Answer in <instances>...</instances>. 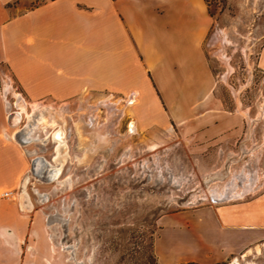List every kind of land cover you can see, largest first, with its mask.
<instances>
[{
    "label": "crops",
    "instance_id": "0c3cea01",
    "mask_svg": "<svg viewBox=\"0 0 264 264\" xmlns=\"http://www.w3.org/2000/svg\"><path fill=\"white\" fill-rule=\"evenodd\" d=\"M209 25L203 0H0V88L9 76L20 104L41 111L107 93L119 106L132 101L125 112L137 130L171 121L192 140H215L242 118L212 95ZM257 64L264 70V47ZM8 111L0 91V264H59L41 211L19 194L29 161ZM263 241L264 188L160 217L152 252L157 264H229Z\"/></svg>",
    "mask_w": 264,
    "mask_h": 264
},
{
    "label": "rangeland",
    "instance_id": "374dc122",
    "mask_svg": "<svg viewBox=\"0 0 264 264\" xmlns=\"http://www.w3.org/2000/svg\"><path fill=\"white\" fill-rule=\"evenodd\" d=\"M204 4L210 25L202 49L213 79L211 92L225 111L242 118L236 130L218 139L192 140L169 119L166 128L149 124L137 130L126 116L128 101L118 105L123 113L115 118V131L126 137L110 150L88 154L87 141L75 128L77 113L97 107V121L105 123L107 109L100 102L110 98L107 93L57 103L72 112L59 120L49 106L45 111L41 104L19 108L16 98L23 95L13 79L3 77L11 105L7 129L26 145L29 161L19 194L29 209L41 211L59 264H157L152 241L160 217L235 200L215 199L210 191L230 182L241 188L240 178L254 176L251 189L239 199L264 188V70L257 64L264 47V0ZM131 125L135 131L127 135ZM61 152L65 160L57 158ZM263 244L229 264H264Z\"/></svg>",
    "mask_w": 264,
    "mask_h": 264
},
{
    "label": "bare ground",
    "instance_id": "6f19581e",
    "mask_svg": "<svg viewBox=\"0 0 264 264\" xmlns=\"http://www.w3.org/2000/svg\"><path fill=\"white\" fill-rule=\"evenodd\" d=\"M17 98L19 99L18 96ZM17 98H16V102H18L17 106L20 107V102L18 101ZM100 105L104 106L107 109V119L106 122L103 124H99V122L97 121V116L95 114L97 107H94L90 109L88 112L84 113V115L87 116L88 119L85 118L82 112L77 113V115L79 116L78 117L79 120L75 122V128L79 137L82 140L85 139L87 141L86 145L88 148L87 151L88 154L93 153L94 151L100 149L110 150L112 146L116 144L117 141H120L126 137L124 134H120L115 131V126H116L115 118L122 115L123 109L118 107L116 101L114 102L110 101V98L104 99V101L100 102ZM36 106L39 107L41 105L37 104ZM24 109H25L24 106H22V110ZM48 109L59 120H63L64 117H70L72 114V112L69 111L68 107L64 104L60 106H49ZM134 131L135 128L133 125H131L128 129L127 135L132 134ZM61 144L62 143L59 142V147L61 146ZM57 158H59L60 160L66 159L65 156L62 155V152L59 154ZM252 177H253L252 179L246 178L245 180L243 178H240L241 181L243 182V186L241 188L236 189L237 184L234 182H230L229 185L224 186L223 189L220 191H217L215 189L211 190L210 195L215 199H223V198L239 199L242 197L243 194L247 193L251 189V185L253 184L254 181V176L252 175ZM256 247L257 250H259L261 246H256Z\"/></svg>",
    "mask_w": 264,
    "mask_h": 264
},
{
    "label": "built area",
    "instance_id": "2783aa9c",
    "mask_svg": "<svg viewBox=\"0 0 264 264\" xmlns=\"http://www.w3.org/2000/svg\"><path fill=\"white\" fill-rule=\"evenodd\" d=\"M0 91H1V95H2V98H3V103H4V106L8 109L11 108V105L9 104L8 100H7V94H8V89L6 87L5 84L1 83V88H0Z\"/></svg>",
    "mask_w": 264,
    "mask_h": 264
},
{
    "label": "trees",
    "instance_id": "16d2710c",
    "mask_svg": "<svg viewBox=\"0 0 264 264\" xmlns=\"http://www.w3.org/2000/svg\"><path fill=\"white\" fill-rule=\"evenodd\" d=\"M205 3H207V0H204Z\"/></svg>",
    "mask_w": 264,
    "mask_h": 264
}]
</instances>
